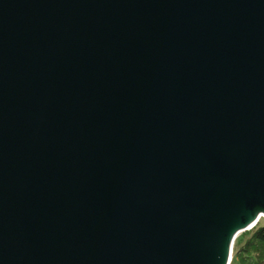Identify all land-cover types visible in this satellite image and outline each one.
Returning <instances> with one entry per match:
<instances>
[{"label": "water", "instance_id": "obj_1", "mask_svg": "<svg viewBox=\"0 0 264 264\" xmlns=\"http://www.w3.org/2000/svg\"><path fill=\"white\" fill-rule=\"evenodd\" d=\"M264 219V0H0V264H231Z\"/></svg>", "mask_w": 264, "mask_h": 264}, {"label": "trees", "instance_id": "obj_2", "mask_svg": "<svg viewBox=\"0 0 264 264\" xmlns=\"http://www.w3.org/2000/svg\"><path fill=\"white\" fill-rule=\"evenodd\" d=\"M231 264H264V225L260 221L238 236Z\"/></svg>", "mask_w": 264, "mask_h": 264}, {"label": "rangeland", "instance_id": "obj_3", "mask_svg": "<svg viewBox=\"0 0 264 264\" xmlns=\"http://www.w3.org/2000/svg\"><path fill=\"white\" fill-rule=\"evenodd\" d=\"M260 223L264 225V219H262V220L260 221ZM249 231H250V230H249Z\"/></svg>", "mask_w": 264, "mask_h": 264}, {"label": "bare ground", "instance_id": "obj_4", "mask_svg": "<svg viewBox=\"0 0 264 264\" xmlns=\"http://www.w3.org/2000/svg\"><path fill=\"white\" fill-rule=\"evenodd\" d=\"M263 218H261L259 221H261Z\"/></svg>", "mask_w": 264, "mask_h": 264}]
</instances>
